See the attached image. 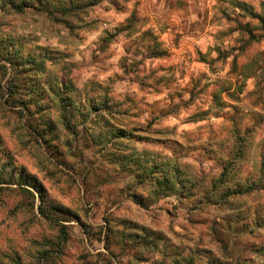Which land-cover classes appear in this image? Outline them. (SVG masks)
Returning a JSON list of instances; mask_svg holds the SVG:
<instances>
[{
    "label": "rangeland",
    "instance_id": "1",
    "mask_svg": "<svg viewBox=\"0 0 264 264\" xmlns=\"http://www.w3.org/2000/svg\"><path fill=\"white\" fill-rule=\"evenodd\" d=\"M118 8L122 18L106 19L97 5L66 15L0 0V264H264V0ZM34 121L53 124L46 141ZM118 128L144 139L104 149ZM143 150L176 162L190 194L136 205L131 194L154 187L111 159ZM226 187L247 191L224 196Z\"/></svg>",
    "mask_w": 264,
    "mask_h": 264
},
{
    "label": "trees",
    "instance_id": "2",
    "mask_svg": "<svg viewBox=\"0 0 264 264\" xmlns=\"http://www.w3.org/2000/svg\"><path fill=\"white\" fill-rule=\"evenodd\" d=\"M58 2H52L50 0H38V3H42L43 6H49L51 8H59L61 7V11H63V13H65L67 15L66 12L68 13H73L76 12L77 9H81V8H86V12L84 13L86 16H88L89 10L93 5H96L98 2H100L101 0H57ZM113 3L117 4L120 3L121 1H128V0H111ZM61 11H58V13H60ZM62 13V12H61ZM81 22L82 24V28L87 27L88 26V22L86 21V19L84 20V17L82 18ZM149 47V46H147ZM156 52H154L153 50H151V55L152 56H157L160 55V52H158V54H155ZM63 85V84H62ZM66 88V85H65ZM65 88L63 86V89L61 87V90L59 91H55L56 96L58 98V102L62 103V105L60 104L58 106V114H59V119H60V124L62 125L64 130L69 131L68 129H70V121L67 118V113L70 114V112L67 110V106L72 105V102L67 101L68 104H64V102L66 101V98H64V93H65ZM107 99L104 98V102L102 104V111L105 112L106 114H111V112L108 110L107 106ZM110 116V115H109ZM104 117H107L104 115ZM109 119V118H106ZM107 122V121H106ZM47 121H45L43 123V127L47 126ZM27 126L30 127V130L34 133V135L37 137V141L38 139L42 140V141H46L47 137L45 136L46 133L51 132L52 128H53V124L49 126V128H41L40 124L38 122H28ZM72 126V125H71ZM106 136L108 138V142H106V144H104V149L108 148V146L113 145V146H119L121 142H123L124 140H130V139H135V140H143L144 137L141 136L140 134H134V132L132 131H128L125 130L123 128H118V129H107L106 130ZM75 137H78V133H74ZM102 137H99V141L97 140V144L100 143ZM75 139V138H74ZM73 139V140H74ZM95 143V141H94ZM96 144V143H95ZM135 153V151H134ZM113 154V153H112ZM148 153L146 151H140L138 152V156L135 160H133V158H130V156H115L114 158H112L111 160L115 163L120 164L122 167L129 165L130 163H132V165L130 166L131 168V173L133 174V176H135L137 183L142 182L141 180L143 178H147L149 181V185H151L152 187H154L153 192L148 196H141L140 194H131L130 198L132 199V201L146 209L148 208L151 203L157 201V199L160 196H169L171 193H175L176 195L182 194L183 192H186L187 194H190L191 192V188L193 187L192 183L193 182H188L186 183V181L183 179L179 168L177 167V163L175 162L174 164H172V168L170 169L169 166V160H167L166 163H157L155 161V157H150L149 155H147ZM150 154V153H149ZM111 155V154H110ZM115 155V154H113ZM236 155L237 157L240 159L242 158V149L240 147V144L237 143V149L235 150V158L236 159ZM157 156V155H155ZM11 163V162H10ZM8 165H12L11 164ZM234 161L232 159L231 160H226V162L222 161L221 164L223 165V171L220 174V180L222 179H226L227 176V171H230L232 169L235 168L234 165ZM171 170V171H170ZM18 176H19V186H22V188L24 189V191H26L27 193H29L31 195L32 198H34L33 193H31L29 190H27L26 188L23 187V184H30L33 187H36L34 184V180L32 181L31 178L28 177L27 174H23V169L19 168L18 170ZM33 179V177H32ZM221 183V182H220ZM224 192V196H228V195H240L242 194L244 191H247V188L245 187L244 189H240V188H229L226 187ZM151 199V200H148ZM41 209V207H40ZM40 214L42 217H44L45 219L51 220L53 221L54 218L52 217V213L51 212H44L43 210H40ZM54 215V214H53ZM64 225L61 224V229L60 231L65 234L64 231ZM35 264H40V261L38 260L37 263ZM221 264V263H220Z\"/></svg>",
    "mask_w": 264,
    "mask_h": 264
},
{
    "label": "crops",
    "instance_id": "3",
    "mask_svg": "<svg viewBox=\"0 0 264 264\" xmlns=\"http://www.w3.org/2000/svg\"><path fill=\"white\" fill-rule=\"evenodd\" d=\"M109 2H111L112 6L111 5L108 6L107 4H106V6H104V3H107L106 0H101L100 2H98L96 4L97 6L101 7V9H100V12H101L100 13V17L106 18V19L107 18L113 19L112 16L115 14L113 17H115L116 19H119V17L122 18V16H121L122 14L120 12L117 13V11H116V10L120 9V8H118V5L113 3L111 0ZM90 21L91 20L87 21L88 22V28H89V26L91 24ZM104 25L105 26H109V25H112V23H109V24L108 23H104Z\"/></svg>",
    "mask_w": 264,
    "mask_h": 264
}]
</instances>
